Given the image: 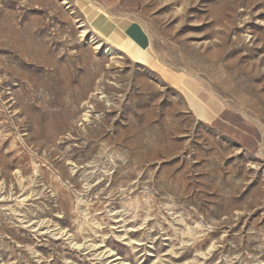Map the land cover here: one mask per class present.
I'll list each match as a JSON object with an SVG mask.
<instances>
[{
  "label": "rangeland",
  "instance_id": "obj_1",
  "mask_svg": "<svg viewBox=\"0 0 264 264\" xmlns=\"http://www.w3.org/2000/svg\"><path fill=\"white\" fill-rule=\"evenodd\" d=\"M0 264H264V0H0Z\"/></svg>",
  "mask_w": 264,
  "mask_h": 264
},
{
  "label": "crops",
  "instance_id": "obj_2",
  "mask_svg": "<svg viewBox=\"0 0 264 264\" xmlns=\"http://www.w3.org/2000/svg\"><path fill=\"white\" fill-rule=\"evenodd\" d=\"M109 27V26H108ZM124 30H126V28H124Z\"/></svg>",
  "mask_w": 264,
  "mask_h": 264
},
{
  "label": "bare ground",
  "instance_id": "obj_3",
  "mask_svg": "<svg viewBox=\"0 0 264 264\" xmlns=\"http://www.w3.org/2000/svg\"><path fill=\"white\" fill-rule=\"evenodd\" d=\"M131 44V43H130ZM130 46V45H129ZM139 57H141V56H139Z\"/></svg>",
  "mask_w": 264,
  "mask_h": 264
}]
</instances>
